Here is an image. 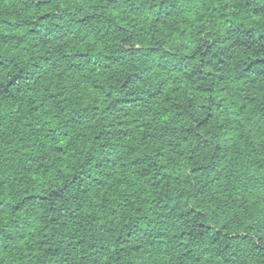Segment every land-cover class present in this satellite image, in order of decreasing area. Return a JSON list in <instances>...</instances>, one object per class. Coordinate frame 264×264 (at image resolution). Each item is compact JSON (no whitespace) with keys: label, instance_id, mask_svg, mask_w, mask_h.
<instances>
[{"label":"trees","instance_id":"1","mask_svg":"<svg viewBox=\"0 0 264 264\" xmlns=\"http://www.w3.org/2000/svg\"><path fill=\"white\" fill-rule=\"evenodd\" d=\"M0 264H264V0H0Z\"/></svg>","mask_w":264,"mask_h":264}]
</instances>
